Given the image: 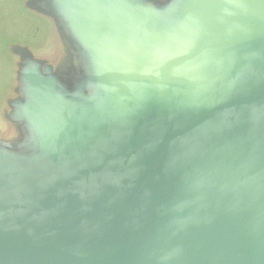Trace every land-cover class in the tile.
<instances>
[{
    "label": "water",
    "instance_id": "1",
    "mask_svg": "<svg viewBox=\"0 0 264 264\" xmlns=\"http://www.w3.org/2000/svg\"><path fill=\"white\" fill-rule=\"evenodd\" d=\"M0 264H264V0H1Z\"/></svg>",
    "mask_w": 264,
    "mask_h": 264
},
{
    "label": "rangeland",
    "instance_id": "2",
    "mask_svg": "<svg viewBox=\"0 0 264 264\" xmlns=\"http://www.w3.org/2000/svg\"><path fill=\"white\" fill-rule=\"evenodd\" d=\"M1 17H6V12L4 11V5L3 2L0 0V18Z\"/></svg>",
    "mask_w": 264,
    "mask_h": 264
}]
</instances>
